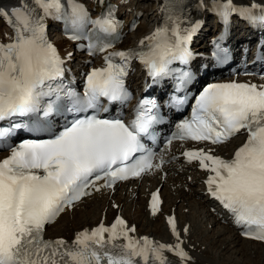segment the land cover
Listing matches in <instances>:
<instances>
[{
	"label": "snow or ice",
	"instance_id": "6c2138e0",
	"mask_svg": "<svg viewBox=\"0 0 264 264\" xmlns=\"http://www.w3.org/2000/svg\"><path fill=\"white\" fill-rule=\"evenodd\" d=\"M98 4L101 11L95 17L82 0H18L10 9L0 6V19L12 30L0 37V122H8L0 125V149H9L0 159V264H175L166 252L178 257L179 264H193L174 215L167 217V224L176 242L168 244L134 235L136 227L120 215L110 225L101 221L77 231L71 240L46 239L45 231L93 193L161 171L170 162L165 153L173 141L221 146L242 131L246 140L230 158L214 154L211 147L187 149L181 155L209 173L208 194L231 213L241 235L264 243V84H208L165 148H149L144 139L155 142L153 126L161 120L156 100L138 99L127 122L102 117L99 113L107 112L103 101L123 104L131 99L127 80L134 61L143 65L153 84L173 77L179 93L192 74L172 65H187L194 58L190 45L203 21L193 19L185 0H162L161 23L136 47L117 50L124 35L120 2ZM196 8L214 14L224 25L214 42L213 56L220 62L228 58L220 41L234 16L264 27V0H198ZM49 20L62 22L68 39L84 41L77 48L89 57L103 55V66L85 73L82 93L66 80V65L74 53L61 55L49 38ZM186 100L173 94L168 104L180 108ZM66 113L73 118L54 131L51 118ZM21 129L47 138L9 143ZM162 203L158 189L149 204L152 215L161 211Z\"/></svg>",
	"mask_w": 264,
	"mask_h": 264
},
{
	"label": "bare ground",
	"instance_id": "6f19581e",
	"mask_svg": "<svg viewBox=\"0 0 264 264\" xmlns=\"http://www.w3.org/2000/svg\"><path fill=\"white\" fill-rule=\"evenodd\" d=\"M145 1L146 0H127V3H125L124 0H119L121 5L120 9L124 10L126 14L142 11L144 13V18H149L152 21L151 24L140 21L136 29L127 35L128 41H137L140 37L148 34L153 29L155 20H157L160 16L161 0H147L149 1V5L147 6L143 4ZM240 2L244 4H250L252 0H240ZM191 3L192 9H195L198 0H192ZM205 3L208 4L209 0H205ZM4 33H6V29L0 24V36L2 37ZM54 35L56 36L54 40L59 48L60 53L62 55L67 54V52L72 49L71 43L64 40L59 35H56V33H54ZM79 61L80 59L73 55L72 60L68 62L73 63L74 65L82 66L83 64H81ZM240 142L241 140L234 139L227 145L217 147V150L222 155H231V147L236 146ZM180 165L185 170H182L179 172L177 177H174V172L179 171L176 169V167ZM189 174L192 175V178L187 179ZM183 175H185L184 180L181 179ZM204 177L205 173L197 170L195 167H193V165L185 166L183 163L171 164L168 168V175L164 180H161L160 175L150 176L145 179L146 183H143L145 185L149 181V188L145 189L142 187L140 189L136 186L137 182L121 185V190L116 191L111 196V201L117 203L119 208L112 209L109 207V204L107 203L108 194L95 193L91 196V199L85 198L78 204V206H81L86 203L84 208L81 206L80 210H73L72 213L68 211L63 213L58 220L47 227L46 234L49 237L57 236L71 238L77 231H80L83 228L95 227L99 220H102L103 215H106L108 219L111 213L114 215L117 211H120V213L127 219L129 226L134 225L136 227V232L134 235L148 236L153 240L166 244L175 243L176 238L171 233L170 227L166 221V217L169 215L175 216V212H177L176 201L179 199L185 201V194L188 193L192 196L197 195L201 199L199 202L187 201L186 205L182 204L178 206L179 208H186L185 213L182 215L183 217H181V222H179L178 219L176 220L177 228L181 231V238L184 240V247L193 257V264H225L224 260H221V253L219 252V249H225L228 245L231 246V244L237 245L239 241H241V246L238 248V250L242 254L248 249L252 248L250 245L258 246V249H261L263 252H260L259 255L253 254L251 256H254L256 261L264 262V258L261 259V256L264 255V245L259 242L240 238L237 232L229 226L223 225L220 227L221 230H219L218 235H222V237L219 239L213 238V236L209 234L207 235L209 232L208 229L211 227L213 228V225L209 223V220L206 224L209 228L206 226L205 228L203 225H201L202 219L200 220V218H202L203 215L205 218L210 216L213 224H218L220 219L216 216H212L209 213V204L207 203L205 195H203L202 192L204 188L201 186V181ZM159 184H161V186L163 185L161 192L163 212L157 213L154 216L151 214L150 209L147 206L149 197L148 195L149 192ZM193 184L198 185L199 187L193 188ZM134 192L136 194L134 195L133 199H131V194ZM144 193L147 194V198L144 204H140L139 201H136V198L144 196ZM199 204L200 207L202 206L204 208L203 213L199 210ZM132 208H134L133 211L135 214H130L129 211ZM184 227L188 228L187 233L182 231ZM212 231L213 230H211L210 233ZM225 232H228V234L223 236ZM209 247L212 249H209ZM165 255L169 260L174 261L175 264H179V258L175 257L172 253L166 252Z\"/></svg>",
	"mask_w": 264,
	"mask_h": 264
},
{
	"label": "rangeland",
	"instance_id": "374dc122",
	"mask_svg": "<svg viewBox=\"0 0 264 264\" xmlns=\"http://www.w3.org/2000/svg\"><path fill=\"white\" fill-rule=\"evenodd\" d=\"M147 4V2H145V5ZM141 20H144L143 19V17H142V19ZM54 33V32H53ZM51 36H52V38H55V35L54 34H52L51 33ZM185 175H183L182 176V180H184V177ZM190 177H192V175H188L187 176V179H190ZM188 182H189V180H188ZM148 184H138V187L139 188H146V186H147ZM192 187L193 188H197L198 187V185H195V184H193L192 185ZM162 189H163V186L161 187V191H162ZM119 190V188L117 189V191ZM122 194H123V192H122ZM124 195V194H123ZM133 197H134V194H132L131 195V199H133ZM140 199V200H139ZM185 201H183L182 199H179V200H177L176 201V205H177V208H176V211L177 212H175V216H176V218L179 220V222H181V217H183L182 215H183V213H185V208L186 207H183V208H179L178 206H180V205H186V203H187V201H195V202H199L200 201V198L198 197V196H192L191 194H185ZM136 201H139L140 202V204H144L145 203V198H143V197H140V198H136ZM86 204V203H85ZM85 204H83L82 206H83V208H84V205ZM109 204V207L110 208H112V209H115L112 205V203H108ZM80 207L81 206H78V207H76V209H75V211L76 210H80ZM204 208L201 206L200 207V204H199V210L200 211H202V213H203V210ZM134 210V208H132L129 212H130V214H135V212L133 211ZM178 214V215H177ZM113 214L111 213L110 214V217L112 216ZM134 216V215H133ZM65 219V218H64ZM202 219V221H201V225H203L204 227L206 226V227H208L206 224H207V222L209 221V223H211L212 225H213V228L211 227V228H209L208 229V233H207V235L209 234V235H211V236H213V238H216V239H219L220 237H222V235L221 236H219L218 235V232H219V230H221L220 229V227L221 226H223V224H213V221H212V219H211V217L209 216L208 218H205V216L203 215V217L202 218H200V220ZM71 220V219H70ZM188 224V223H187ZM215 225V226H214ZM137 226H139V225H137ZM61 227V226H60ZM205 227V228H206ZM211 230H213L211 233H210V231ZM213 232H215V233H213ZM223 232V231H222ZM222 232H220V233H222ZM228 234V232H225L224 234H223V236H226ZM201 237V236H200ZM240 246H241V241H239L238 242V244L237 245H235V244H231V246L230 245H228L227 246V248H225V249H219V252L221 253V260H224V263L225 264H264V262H259V261H256L255 259H254V256H251V255H253V254H256V255H259V253L260 252H263L261 249L259 250L258 249V246H256V245H250L252 248L251 249H248L247 251H245L243 254L238 250V248H240ZM209 249H212L211 247H209ZM257 258V257H256ZM262 258H264V255H262L261 256V259Z\"/></svg>",
	"mask_w": 264,
	"mask_h": 264
}]
</instances>
